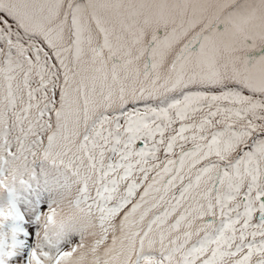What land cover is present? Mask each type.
Masks as SVG:
<instances>
[{
    "label": "snow or ice",
    "instance_id": "obj_1",
    "mask_svg": "<svg viewBox=\"0 0 264 264\" xmlns=\"http://www.w3.org/2000/svg\"><path fill=\"white\" fill-rule=\"evenodd\" d=\"M0 264H264V0H0Z\"/></svg>",
    "mask_w": 264,
    "mask_h": 264
}]
</instances>
